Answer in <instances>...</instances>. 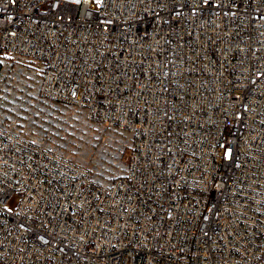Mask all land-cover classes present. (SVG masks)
<instances>
[{"label":"built area","instance_id":"2783aa9c","mask_svg":"<svg viewBox=\"0 0 264 264\" xmlns=\"http://www.w3.org/2000/svg\"><path fill=\"white\" fill-rule=\"evenodd\" d=\"M3 58L131 138L102 181L0 119V264H264V0H0Z\"/></svg>","mask_w":264,"mask_h":264},{"label":"rangeland","instance_id":"374dc122","mask_svg":"<svg viewBox=\"0 0 264 264\" xmlns=\"http://www.w3.org/2000/svg\"><path fill=\"white\" fill-rule=\"evenodd\" d=\"M93 1L97 6L101 2ZM0 84V119L92 169L102 181L124 174L128 132L99 126L74 107L41 99L36 73L16 58L2 59Z\"/></svg>","mask_w":264,"mask_h":264}]
</instances>
